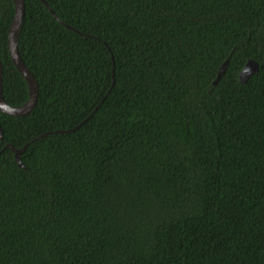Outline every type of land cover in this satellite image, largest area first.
Instances as JSON below:
<instances>
[{
  "label": "trees",
  "instance_id": "obj_1",
  "mask_svg": "<svg viewBox=\"0 0 264 264\" xmlns=\"http://www.w3.org/2000/svg\"><path fill=\"white\" fill-rule=\"evenodd\" d=\"M46 2L18 34L38 103L0 111V264H264V0Z\"/></svg>",
  "mask_w": 264,
  "mask_h": 264
},
{
  "label": "water",
  "instance_id": "obj_2",
  "mask_svg": "<svg viewBox=\"0 0 264 264\" xmlns=\"http://www.w3.org/2000/svg\"><path fill=\"white\" fill-rule=\"evenodd\" d=\"M49 9V5L46 2V0H41ZM15 3V17L13 22L11 23L10 29H9V40H8V46H9V53L12 59V62L14 63L17 70L24 76L26 79L28 86H29V100L26 105L22 107H12L10 106L3 95V64L0 59V111L3 112L6 115L14 116V117H24L32 113V111L35 109L37 103H38V97H39V86L37 83V80L35 79L32 72L29 70L25 62L23 61L21 54L19 52L18 48V34L20 31V28L22 26L24 17H25V0H14ZM51 10V9H50ZM53 15L57 18V16L54 14V12L51 10ZM58 19V18H57ZM83 35V34H82ZM229 64V60H226L217 76V79L215 83L219 82L222 78L223 74L226 71V68ZM259 71V65L257 62L253 60H249L243 70L241 71L239 75V79L242 82H247L253 75L258 73ZM110 92V91H109ZM83 125V122L79 124L77 127H75L72 130L69 131H57V133H65V132H73L77 130L79 127ZM46 134L41 135L37 138L32 139L27 145L24 146L21 150H16L14 146L8 145L10 149H12L15 152V158L18 165L22 168H26L25 164L22 162L21 156L24 154V152L27 150L29 145L34 142L37 139L43 138ZM0 138H3V129L0 125Z\"/></svg>",
  "mask_w": 264,
  "mask_h": 264
}]
</instances>
